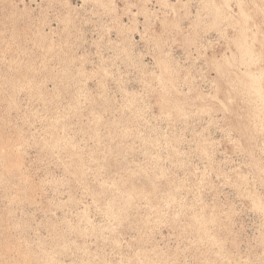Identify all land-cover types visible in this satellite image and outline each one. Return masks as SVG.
Wrapping results in <instances>:
<instances>
[{"label": "rangeland", "instance_id": "374dc122", "mask_svg": "<svg viewBox=\"0 0 264 264\" xmlns=\"http://www.w3.org/2000/svg\"><path fill=\"white\" fill-rule=\"evenodd\" d=\"M0 264H264V0H0Z\"/></svg>", "mask_w": 264, "mask_h": 264}]
</instances>
